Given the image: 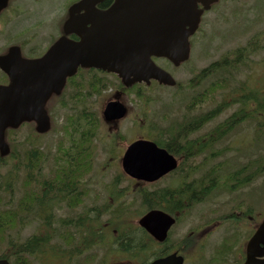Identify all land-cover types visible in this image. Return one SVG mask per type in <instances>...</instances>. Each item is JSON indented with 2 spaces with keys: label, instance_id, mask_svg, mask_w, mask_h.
<instances>
[{
  "label": "flooded vegetation",
  "instance_id": "obj_1",
  "mask_svg": "<svg viewBox=\"0 0 264 264\" xmlns=\"http://www.w3.org/2000/svg\"><path fill=\"white\" fill-rule=\"evenodd\" d=\"M78 1H7L6 5L0 10V86H6L10 83V77L5 68L12 69L22 63V59L33 60L41 57L63 35L64 23L70 17L69 8ZM234 1H218L219 7L214 9V12L219 16L217 20H233L230 5ZM112 2L113 0H100L95 2L93 7L98 11H105L109 9ZM237 11L240 13V9H237ZM85 14V9H79L74 13L75 16L78 15L79 17ZM237 22L240 25V18L237 19ZM67 37L71 40H78L77 35L74 33H68ZM93 80L95 82L89 84ZM115 81L117 82V78L112 73L80 67L76 75L67 80L66 86L60 95H52L47 99L45 108L50 112V115L55 109L64 111L61 126L65 134V143L72 145L75 141H79L75 146L77 149H90V152H85V161L80 165L61 168L66 173L77 175L78 179L76 178L75 184L71 185L69 194L61 193L64 188L57 186L58 188H55L48 196L49 204L54 208L61 203L63 204L65 198L70 195L77 194L79 196L80 199L75 206L73 205V208L70 209L67 208L68 206H64L69 211L77 209L75 215L66 218H71L73 223H78V228L82 232L86 231L88 233L75 235H77L76 237L82 235L88 237L86 245L83 244L81 249L83 252L93 250V255H95L93 262L98 257L95 247L100 246L97 235L101 233L103 224L101 217L110 216L106 219L108 223L104 224L106 227L102 232L103 234H119L129 231L127 230L129 225H127L125 230L120 226L119 232L115 225L118 221L111 210L102 212V207H116L124 204L127 200L131 202L134 193L145 191L142 193L148 195V198L144 201L146 202L144 213L152 209H161L174 218L175 221L168 229L166 239L162 242L156 241L145 229L134 227L138 233L145 234L144 253L147 254V258L144 264H149L154 259L163 258L174 252L184 257V264H243L247 241L252 234H240V200H237L236 204L232 200L218 201L215 199L208 201L216 204L213 207L221 208L225 215L216 214L218 210L211 207L206 210L209 213L205 215V220L197 218L195 215L197 209L193 210V214L189 212L190 209L188 215L182 216L180 214L181 210H179V206L182 204L180 198H173L172 202H165L161 198H149L151 194L159 193L158 188L164 189L167 187V184L162 181L169 179L172 172L167 173L155 182L149 183L131 177L124 170L122 161L128 146L139 139L151 140L156 143L154 136L150 134L156 133L159 126L154 120L143 118L137 124L136 117L140 114V110H135V118L134 116L129 118V108L125 100H135L137 97L131 92L133 90L131 87H117ZM96 83H98V87L93 85ZM133 97L134 99H132ZM76 100H79L78 110L75 109ZM113 101H119L126 107L124 117L119 119H107L105 117V108L108 103ZM22 126H34V123L32 121L24 122ZM128 132L132 133L130 137L125 135ZM35 138L33 140L36 141ZM181 138L185 137H176V139ZM180 144L178 140L177 148L181 146ZM171 154L178 164L188 163L189 159L186 155ZM210 170V167L201 166L198 169H193L190 173H208ZM171 187H174V185ZM33 194L36 195L35 190ZM167 204L169 206L168 210L165 209ZM207 206L209 205L207 204ZM51 210L52 213L53 209ZM53 215L54 213L51 217ZM122 216H126V214ZM110 224H114L115 227L109 228ZM57 238L60 241L61 238ZM23 241L15 238L13 243L21 245ZM48 243L50 244L47 248L48 251L58 250L56 253L60 263L57 264H77L73 256L63 253L58 243L54 246V240H49ZM59 243L63 244L61 241ZM77 244L78 240L75 238L72 242L74 246L71 247L78 249ZM165 244L170 248L166 252H161ZM64 247L67 251V247ZM262 249L263 246H260L257 250L262 251ZM31 258L36 260L35 254H32ZM0 259L7 260L8 264H18L17 257L16 260L13 259L12 263L10 259L5 257H0ZM72 261H75V263H72Z\"/></svg>",
  "mask_w": 264,
  "mask_h": 264
},
{
  "label": "trees",
  "instance_id": "obj_2",
  "mask_svg": "<svg viewBox=\"0 0 264 264\" xmlns=\"http://www.w3.org/2000/svg\"><path fill=\"white\" fill-rule=\"evenodd\" d=\"M262 5L264 6V1ZM257 50L256 41L251 39L245 46H241L234 52L224 54L219 60L211 63L190 80L177 84V88L194 89L203 78L210 74L226 72L230 76L232 73L231 69L237 66H246L248 57ZM221 80L222 78L209 83L201 93L192 97L189 104L186 105V111H179L175 120H172L164 127H157L156 133H152L159 146L166 148L171 153L184 154L190 160L187 164L181 163L169 176L170 185H174V187L167 185L164 189L158 188L160 190L159 193L149 196L152 199L161 198L165 202H172L173 198H180L182 204L179 206V210H181L180 214L182 216L188 215V211L192 207L206 200L211 195L223 190L236 192L264 174L263 153L258 154L256 158L250 159L247 164L239 167L232 166L230 157L215 164L212 163L210 166L207 165L210 162L209 159L213 160L215 156L221 158L222 155L230 151H234L235 155L240 154L242 149H246L249 152L254 151L248 145L242 149L239 146L215 150L217 143H220L229 133L242 129L243 125L254 128L256 137L249 142V145H253L256 148L264 147V86L251 85L245 80H240L222 102L210 107L208 100L210 103L212 101L208 97V93L213 94L217 89L228 87V84L223 85L222 82L229 80L223 79L219 83ZM94 82L93 80L89 84ZM93 85L98 87V83ZM78 101H75L76 110L79 109ZM195 107L203 108L202 112L191 116L189 112L191 110L196 111ZM232 107L234 109L228 116L217 122L208 132L200 135V138H188L193 132L200 131L201 127L206 123L211 122L219 114ZM164 119H168V116L165 115ZM15 132L17 131L10 130V134ZM177 136L185 138L176 139ZM28 139L31 141L30 138ZM178 140L181 143L179 148L176 146ZM61 141L58 142L60 144L57 145V149L52 153L51 149L47 148L44 151L37 144L32 146L31 142L30 146L25 147L23 151L17 152L10 138L11 151L9 155L0 157V170L10 164L9 168H6L2 173L0 172V257L10 259L11 263L17 257L18 264H35L38 258L47 253L46 248L50 245L48 241L58 239L57 237L61 238L60 241L67 247V254L73 256L77 264H91L94 260L95 255L88 254L86 251L83 252L81 249L83 244L86 245L88 237L85 235L76 237L77 235H75L88 233L86 231L82 232L78 228V223H73L71 218L59 220V225L56 227L55 223L57 220L54 215L51 217L53 214L51 209L55 207L52 208L49 204V194L55 188H58L57 186L64 188L61 193L69 194L71 185H74L78 179L77 175L66 173L61 168L80 165L85 161V152H90L88 148L84 150L77 149L75 146L79 141H75L72 145L65 143L63 148ZM27 143L29 144L28 141ZM49 154L51 159H49ZM200 157L202 163H197L195 160ZM50 160H52V163ZM205 160L206 163L204 162ZM201 166L210 167L211 170L208 173H190L193 169H198ZM84 167L86 168L87 166ZM262 187V190H264V183ZM34 190L36 195L33 194ZM142 192L145 191L134 193L135 201L133 203L132 197L131 202L127 200L122 205L102 207L101 210L102 212L111 210L115 217H119L128 213L130 207L135 206L136 202L145 210L146 202L144 201L147 200L148 195H144ZM79 199L77 194L70 195L65 198L63 204L71 209ZM168 207L167 204L165 209L168 210ZM252 211L253 208L250 204L240 206V224L247 221V216L250 218L254 217ZM32 221L35 223V230L25 240H21L19 235H11L18 234L25 225ZM247 222V225L250 224V220ZM123 224V221L122 223L120 221L115 223L118 229ZM115 225L110 224L109 228L115 227ZM104 230L102 225L101 233L97 235V239L101 243L112 238L113 243H116V246L122 252L138 254L139 258L143 256L142 253L145 250L146 241L144 234L137 235L135 230L130 229L128 232L125 231L113 236V234H103ZM15 238L16 240L24 241L21 245L18 243L15 245L13 243ZM75 238L78 240V249L71 247L74 246L72 242H74ZM54 242V246H56L57 242L55 240ZM169 248L170 246L165 244L161 252H166ZM57 251L53 252L56 253ZM32 254L36 256L35 262L31 258Z\"/></svg>",
  "mask_w": 264,
  "mask_h": 264
},
{
  "label": "water",
  "instance_id": "obj_3",
  "mask_svg": "<svg viewBox=\"0 0 264 264\" xmlns=\"http://www.w3.org/2000/svg\"><path fill=\"white\" fill-rule=\"evenodd\" d=\"M93 1L98 0H82L70 7V13L86 9L83 18L71 15L64 24V32L75 33L78 40L63 35L40 58L22 59L12 69L5 68L10 83L0 86V156L10 151L4 139L6 128H17L30 120L36 123L39 133L50 128L44 104L51 94L61 91L66 78L78 66L113 72L126 86L142 81L149 84L151 79L174 85L171 74L156 65L152 57L166 58L174 65L185 61L190 50L189 36L197 29L203 10L216 0H113L105 11L86 8ZM6 2L0 0V9ZM104 115L107 119L120 118L124 107L119 102L109 103ZM122 162L130 176L145 181H154L177 166L165 149L146 140L132 143ZM173 222L170 215L157 209L138 220L158 241L166 239ZM260 246L262 251L257 250ZM182 263L183 257L172 253L149 264ZM0 264L8 262L0 259ZM243 264H264V218L247 243Z\"/></svg>",
  "mask_w": 264,
  "mask_h": 264
},
{
  "label": "rangeland",
  "instance_id": "obj_4",
  "mask_svg": "<svg viewBox=\"0 0 264 264\" xmlns=\"http://www.w3.org/2000/svg\"><path fill=\"white\" fill-rule=\"evenodd\" d=\"M43 1V0H42ZM55 1V0H51ZM264 0H235L230 5V10L233 13V20H222L217 21L218 14H216L214 9L219 7V2L215 4L211 11L206 12L203 15L202 21V29L197 34V36L193 39L191 37V42L193 40V48L190 50V58L187 61L183 62L180 67L174 68L171 65L166 64L165 60L159 59L157 63L163 68L167 69L172 76L178 81L180 84L182 82L190 80L196 74H198L201 70L208 67L211 63L219 60L224 54L234 52L241 46H245L247 42L251 39L256 41L257 43V51L251 54L246 60V66H237L234 69H231L232 73L230 76L226 74V72H220L215 74L207 75L203 78L200 83L197 84V87L194 89H182L176 87H158L156 85L149 86L150 88H143V92L145 98H151V101L143 104L142 100H125L126 105L129 108V118H135L136 112L135 110H140V114L136 117V123L139 124L140 119H142V112L147 119H151L157 121L158 124H166V122L162 121L161 118H164L165 115L168 116V119H173L178 117L179 111H186V105L189 104L190 100L193 96H197L201 91L205 89V87L211 83L212 81H217L222 78L227 79L229 81L219 82L223 85L228 84V87H223L222 89H217V91L213 94L208 93V97L213 102L210 103L208 100V104L210 107H213L218 102H222L229 94L232 92L233 88L237 85L240 80H245L249 82L251 85L256 84L259 87L264 86V6L262 2ZM240 9V13L237 11ZM240 18V25L237 22V19ZM257 38V39H256ZM116 82V81H115ZM117 83V82H116ZM134 99V97L132 98ZM196 111L191 110L189 114L192 116L196 113H201L203 108L195 107ZM234 107L225 112H222L217 117H215L211 122L201 127L200 131L193 132L191 137L200 138V135L208 132L210 128H212L217 122L223 120L226 116H228ZM184 114V113H182ZM52 118L55 119L54 129L37 139V145L41 147L44 151L49 148L54 151L55 145L58 141L62 140V136L64 135L63 131L60 129V125L63 123L64 119V111H60L55 109L53 111ZM27 126H23L17 132L10 134L13 137L14 148L17 152L23 151L25 147L30 146L28 139V131ZM254 128L251 126L243 125L242 129H238L232 133H229L226 138H224L220 143L215 145V150L223 149L226 147H239L245 148L248 145L253 152L246 151V149L240 150V154L235 155L234 151L227 152L222 155L221 158L219 156H215L213 160L208 162V166L215 164L220 160H225L230 157L232 166L239 167L240 165L247 164V162L256 158L258 154H264V147L256 148L253 145L250 146L249 142L255 138ZM127 137L132 135L131 132L125 134ZM240 143V144H239ZM228 151V150H226ZM225 151V152H226ZM50 155V154H49ZM51 159V155L49 156ZM197 163L202 162L201 157L195 160ZM51 162V160H50ZM10 164H8L5 168L1 169L0 172H4L6 168H9ZM163 183H168V180H163ZM161 182V183H162ZM264 183V174L251 182V184L242 188L241 190H237L233 194H229L225 191H220L211 195L210 199H216L218 201L225 199H238L240 198L241 205L244 206L246 204H250L253 208L252 214L254 216L260 215L261 217L264 215V190L262 185ZM135 194L132 195V197ZM135 197V196H134ZM133 197L132 203L135 201ZM207 198V199H208ZM209 206L201 210H199L195 215L199 220H205V215L209 212L207 209L213 207V202L207 203ZM214 208V207H213ZM222 211V209H221ZM143 212V208L136 202L135 206H131L128 215H126V219L123 220L124 226L130 225L133 227V220L138 219L139 215ZM223 212V211H222ZM54 216L56 218L55 226L58 227L59 220L62 221L64 218L75 215L77 213V209L75 211H69L64 206L60 205L59 207H55L53 210ZM193 214V213H192ZM222 215H225L222 214ZM202 216V217H200ZM108 216H104L102 218L103 224ZM200 217V218H199ZM245 219V218H244ZM254 223H256L258 218H254ZM247 221H249L247 219ZM247 221L243 224H240V234H249L251 233V229L247 227ZM251 221V218H250ZM250 226V224H249ZM35 223L32 221L28 223L21 229V231L16 234L19 235L21 240L27 238L31 233L35 230ZM15 235V234H11ZM142 235V234H137ZM62 248L63 253L67 254V251L64 245L60 244L59 239H54ZM49 248V245L48 247ZM46 248V249H47ZM95 251L97 252L98 257L92 264H115L123 261H127V254L122 252L116 243H113L112 238L108 241L102 243L101 246H96ZM52 253H49V252ZM89 251V250H88ZM93 250H90L91 252ZM46 254L42 255L38 258L35 264H57L60 263L58 261L57 253L53 252V250H46ZM131 256L136 260L133 256L132 252H129ZM130 254H128L130 256ZM65 256V255H64ZM136 262V261H135ZM75 263V261H72Z\"/></svg>",
  "mask_w": 264,
  "mask_h": 264
}]
</instances>
